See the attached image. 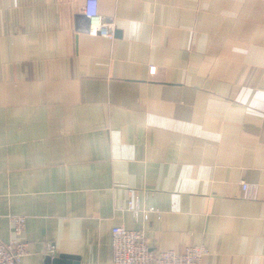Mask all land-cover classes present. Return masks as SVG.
<instances>
[{
	"label": "crops",
	"instance_id": "0c3cea01",
	"mask_svg": "<svg viewBox=\"0 0 264 264\" xmlns=\"http://www.w3.org/2000/svg\"><path fill=\"white\" fill-rule=\"evenodd\" d=\"M83 2L0 0V242L22 216L21 264H112L115 226L264 264V0H98L112 41Z\"/></svg>",
	"mask_w": 264,
	"mask_h": 264
},
{
	"label": "built area",
	"instance_id": "2783aa9c",
	"mask_svg": "<svg viewBox=\"0 0 264 264\" xmlns=\"http://www.w3.org/2000/svg\"><path fill=\"white\" fill-rule=\"evenodd\" d=\"M80 13L87 35L114 40V25L99 15L98 0H84ZM149 73L154 74L155 68L150 67ZM241 189L243 199L256 198L257 186L242 183ZM128 209L135 220L141 217L143 222H148L151 214H155L157 219L160 218L155 209L141 210L137 197L129 200ZM8 220L13 237L8 243L0 242V264H21L27 254V245L20 239L25 227V218L9 216ZM111 248L112 264H202L203 258L208 255V250L203 245L187 248L181 254L172 251L152 252L142 231L128 230L122 226L111 229Z\"/></svg>",
	"mask_w": 264,
	"mask_h": 264
},
{
	"label": "water",
	"instance_id": "95a60500",
	"mask_svg": "<svg viewBox=\"0 0 264 264\" xmlns=\"http://www.w3.org/2000/svg\"><path fill=\"white\" fill-rule=\"evenodd\" d=\"M44 264H79V257L72 256V255L59 254L56 257H48L45 260Z\"/></svg>",
	"mask_w": 264,
	"mask_h": 264
},
{
	"label": "rangeland",
	"instance_id": "374dc122",
	"mask_svg": "<svg viewBox=\"0 0 264 264\" xmlns=\"http://www.w3.org/2000/svg\"><path fill=\"white\" fill-rule=\"evenodd\" d=\"M242 184V183H241ZM242 190V189H241ZM129 202V201H128ZM127 208H128V203H127ZM129 210V209H128ZM131 212V211H130ZM133 216V215H132Z\"/></svg>",
	"mask_w": 264,
	"mask_h": 264
}]
</instances>
